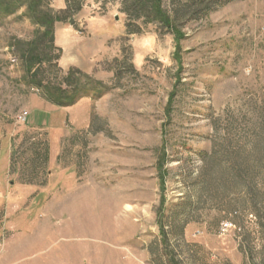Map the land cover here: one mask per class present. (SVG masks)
Listing matches in <instances>:
<instances>
[{
  "label": "rangeland",
  "instance_id": "obj_1",
  "mask_svg": "<svg viewBox=\"0 0 264 264\" xmlns=\"http://www.w3.org/2000/svg\"><path fill=\"white\" fill-rule=\"evenodd\" d=\"M15 1L0 19V191L10 146L45 187L60 140L93 207L71 242L54 211L0 210V264H264V0H162L179 35L147 0H44L54 41Z\"/></svg>",
  "mask_w": 264,
  "mask_h": 264
},
{
  "label": "crops",
  "instance_id": "obj_2",
  "mask_svg": "<svg viewBox=\"0 0 264 264\" xmlns=\"http://www.w3.org/2000/svg\"><path fill=\"white\" fill-rule=\"evenodd\" d=\"M71 109L89 111L90 105L83 100ZM60 142L57 143L60 157L56 156L54 160L53 173H47L45 187L30 185L22 180L28 167L23 159L15 157L16 146L8 148L7 160L3 163L6 174L3 182L5 186L0 191V210L5 208L10 214L20 215L31 209L29 212L38 217H46L54 211L56 240L71 242L78 237V214L87 215L92 210L93 194L88 173H80L81 165L73 158L70 163L62 158L66 143L62 145Z\"/></svg>",
  "mask_w": 264,
  "mask_h": 264
},
{
  "label": "trees",
  "instance_id": "obj_3",
  "mask_svg": "<svg viewBox=\"0 0 264 264\" xmlns=\"http://www.w3.org/2000/svg\"><path fill=\"white\" fill-rule=\"evenodd\" d=\"M25 4L27 5V14L30 15L37 25L45 29L44 35L54 41L57 20L43 8L44 0H25ZM146 4L150 5L152 15L156 21L170 31L180 34V30L176 27L174 20L163 10L162 0H147ZM20 7L21 5H18L15 0H0V19L2 16L14 14ZM27 66L29 72L34 70L36 67L35 57L31 56L27 61ZM60 104L66 106L64 103Z\"/></svg>",
  "mask_w": 264,
  "mask_h": 264
},
{
  "label": "built area",
  "instance_id": "obj_4",
  "mask_svg": "<svg viewBox=\"0 0 264 264\" xmlns=\"http://www.w3.org/2000/svg\"><path fill=\"white\" fill-rule=\"evenodd\" d=\"M29 116H30V113L28 111H23L18 117L19 123H26ZM227 227L228 226L226 225L225 228H227Z\"/></svg>",
  "mask_w": 264,
  "mask_h": 264
}]
</instances>
